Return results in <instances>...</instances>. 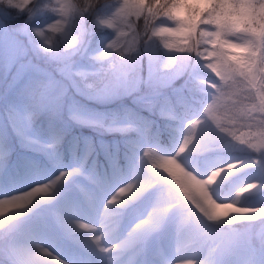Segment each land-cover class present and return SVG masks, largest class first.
I'll return each instance as SVG.
<instances>
[{"label":"snow or ice","instance_id":"6c2138e0","mask_svg":"<svg viewBox=\"0 0 264 264\" xmlns=\"http://www.w3.org/2000/svg\"><path fill=\"white\" fill-rule=\"evenodd\" d=\"M8 2L24 7L17 0ZM64 23L51 25V31L62 32ZM98 23L116 30L108 48L122 55L125 27L136 36L143 30L145 37H160L166 49L194 53L214 74L203 81L206 107L180 119L167 155L146 148L139 163L131 160L103 176L90 175L95 198L73 205L54 221H33V211L65 192L79 168L37 175L20 187L0 184V264H130L124 257L173 220L177 252L185 247L187 222L197 223L190 241L195 250L191 257L177 256L178 264H221L224 257L239 254H247L253 264L258 251L264 259V233L257 246L251 234L241 239L226 230L235 222L264 221V202L237 206L242 194L264 190V0H120L114 13ZM38 35L50 47L51 40ZM235 152L247 155L230 154ZM245 172L249 179L231 188L234 197L219 195ZM222 199L231 202H218ZM128 210L126 235L112 239ZM209 237L219 244L205 251Z\"/></svg>","mask_w":264,"mask_h":264},{"label":"rangeland","instance_id":"374dc122","mask_svg":"<svg viewBox=\"0 0 264 264\" xmlns=\"http://www.w3.org/2000/svg\"><path fill=\"white\" fill-rule=\"evenodd\" d=\"M119 2L108 7L105 16H111ZM5 19L10 21L9 26ZM56 19L58 15L52 11L39 19L25 15L15 23L12 14L0 5V157L3 158L0 159V184L15 188L37 175L54 176L60 171L80 169L65 192L34 209L32 220L42 222L54 221L57 214H67L73 205L94 199L95 186L88 178L90 175L103 176L110 173L114 165L124 167L131 160L139 163L146 148H152L160 156L167 155L175 143L174 138L169 144L157 140L155 125H159L158 120H154L155 134L148 136L140 123V112L104 114L97 110L98 104L128 103L134 111H145L152 117L156 116L155 112L162 113L166 124L173 123L171 117L177 116L179 125L180 119L203 112L206 107L203 81L214 75L199 68L200 61L194 53L166 49L164 41L157 48L156 37H145L140 43L125 27L128 35L122 40L121 46L125 49L122 55L120 50L108 48L116 39L115 29L96 33L92 22L85 23L81 19L75 26L70 15L66 37L47 29L46 26ZM34 24L38 26L30 28ZM168 26H172L171 22ZM40 32L51 40L50 47H45L44 40L38 35ZM189 80L196 81L197 85H185ZM140 84L143 89L134 92ZM199 93H203V100ZM193 100H198L197 108L183 112L181 103ZM167 115L168 118H164ZM99 122L105 123L106 130L98 128ZM126 122L136 125V134L116 133L118 125ZM187 123L185 119V127ZM246 131L247 128L239 129V132ZM61 139L65 140L64 146L58 144ZM121 144L123 148L119 154L117 149ZM98 151H101V157L96 154ZM230 154L247 155L245 152ZM3 160L7 161L6 168L2 167ZM247 179L249 173L246 172L233 177L231 184L219 195L234 197L231 188L236 184L242 186ZM246 195L242 194V203L237 204L238 207H247L251 203L259 207V203L264 202V190ZM218 202L230 203L231 200ZM130 217L131 210L123 214L114 226L112 239L126 235L124 226ZM252 223L240 228L236 234L241 239L251 234L259 246L264 221L257 219ZM254 223L256 226L253 227ZM177 227L176 221H169L146 244L129 252L124 259L130 264H165L166 260L178 264L177 256L191 257L195 249L190 241L197 223L195 220L187 222L185 247L180 252L175 250ZM217 244L218 240L207 238L205 251ZM81 254L85 259L90 258L89 254ZM221 264H248V256L224 257ZM253 264H264L259 251Z\"/></svg>","mask_w":264,"mask_h":264},{"label":"trees","instance_id":"16d2710c","mask_svg":"<svg viewBox=\"0 0 264 264\" xmlns=\"http://www.w3.org/2000/svg\"><path fill=\"white\" fill-rule=\"evenodd\" d=\"M115 0H90L91 5L88 8L87 11L83 12L82 15H80V13H75V14H71L72 16V21L73 23L77 26L79 20H83L85 23L88 22H92L93 27L96 30V33H100L103 32L105 30H108L109 28L105 25H102L100 23H98L99 19L102 18H107V16H105V10L111 6L113 4ZM51 2V0H32V3L25 9L21 10L18 9L14 6H10L6 3V0H0V5L3 6L4 8H6L10 14H12V20L15 21V23H19L22 18L25 15H33L36 19L47 15L49 12H51L52 10L49 7H46V4H49ZM74 2L78 3L79 5H81L82 7H87L89 0H74ZM4 22L9 26L10 25V21L5 19ZM141 25V29L143 26V21H139L138 22ZM38 25H31L30 28H34ZM131 32L133 33V30L130 29ZM136 36V35H135ZM137 40L141 43V41L145 38V33L143 30L139 31V35L136 36ZM163 39H161L160 37H156V46L157 48L160 46V44L162 43ZM198 61H200V63L198 64L199 68L209 72V70H207V68L204 66V62L202 60H200L198 58ZM210 73V72H209ZM178 79L175 80V82H177ZM187 84H190L192 86L197 85L196 81L193 80H189L187 81ZM143 89L142 84L139 85V87L134 91V92H139ZM201 98L203 97V94L201 93L199 95ZM126 98V97H124ZM175 104V103H174ZM195 104H197V101L193 100L192 103L187 102L186 104L181 103V106L183 108L182 111H185L186 113L189 110H192L195 106ZM176 110L179 111V109L175 106ZM97 110H102V112L104 114L108 113V112H116V113H122L123 111L128 112L129 114L131 113H136V112H140L139 116V120L140 122L143 124L144 126V130L146 132L147 135H151L152 133H154L153 131V120L157 119L159 126H157V132H156V136L158 141L162 142V143H166L169 144V141L171 140V138L175 137V133H176V128L178 126V117L174 116L171 117V121L173 123L171 124H166L163 121L162 118V113H155L156 118L152 117L151 114L146 113L145 111H134L133 108L128 106V103H107V104H98L97 105ZM164 118H168L164 117ZM97 126H99L98 128H105L106 130V126L105 123L103 122H99L96 124ZM135 125H133L132 123H125L124 125L118 127V129H116V133L117 134H134L136 133L133 128ZM85 128H89V127H85ZM91 130V129H89ZM109 130V129H108ZM171 132V133H169ZM16 136H18L17 134H15ZM1 138V137H0ZM122 148V145L121 147ZM118 151L120 152L121 149H118ZM121 154V153H120ZM244 224L246 223H242V222H235L232 226V228L226 229L229 232H233L238 230L239 228H241Z\"/></svg>","mask_w":264,"mask_h":264},{"label":"clouds","instance_id":"9594fccd","mask_svg":"<svg viewBox=\"0 0 264 264\" xmlns=\"http://www.w3.org/2000/svg\"><path fill=\"white\" fill-rule=\"evenodd\" d=\"M6 3L8 5H10V6H14L13 4H10L8 2V0H6ZM17 3H23L24 7L23 8H20V7H17V6H14V7L23 10V9L27 8L32 3V0H17ZM90 5H91L90 0H89V3H88L87 7H82L78 3L74 2V0H51V2L49 4H46V7H49L53 12H55L58 15V19H56L55 21L51 22L50 25L46 26L47 29L49 31H51V29H50L51 25H54L58 21L63 20L65 22L64 26H63V31L62 32H57V33L63 34V35H65L67 37L69 35L67 29H68L69 25L71 24L70 15H64L62 13H64L65 10H67L69 12L72 11V10H84V11H87L88 8L90 7Z\"/></svg>","mask_w":264,"mask_h":264}]
</instances>
